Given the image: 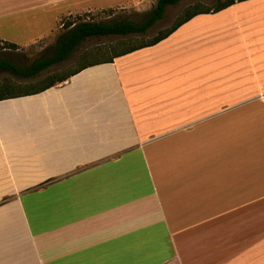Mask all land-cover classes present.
Here are the masks:
<instances>
[{
  "label": "crops",
  "instance_id": "1",
  "mask_svg": "<svg viewBox=\"0 0 264 264\" xmlns=\"http://www.w3.org/2000/svg\"><path fill=\"white\" fill-rule=\"evenodd\" d=\"M89 1L0 0V26L56 22ZM254 103L264 108V0L1 100L0 264H264L251 111L235 112Z\"/></svg>",
  "mask_w": 264,
  "mask_h": 264
},
{
  "label": "rangeland",
  "instance_id": "2",
  "mask_svg": "<svg viewBox=\"0 0 264 264\" xmlns=\"http://www.w3.org/2000/svg\"><path fill=\"white\" fill-rule=\"evenodd\" d=\"M155 1L156 0H90V5L84 4L85 6H76L74 11L70 14L61 15L56 22L53 13L46 12L29 16V18H35L32 27L26 26L28 23L27 19L17 21L16 28L6 26L7 28L4 30V26L6 25L4 24L0 26V29H2V31L4 30L2 33L3 36L6 35V39L20 43L16 44V49L7 48L5 44H3L5 41L0 39V58L12 60L18 64H28L32 60L49 53L55 43L56 37L64 30L61 26L62 21H104L112 18H129L136 21L139 20L140 13L149 10ZM216 1L217 0H182L176 5L168 6L163 19L156 22L145 34L132 36L129 44H137L149 40L159 31L171 27L184 9L191 5L200 4L213 6ZM12 28H15V31H13ZM29 29H33L34 33L37 35L39 33L41 34L43 31H47V33L42 37L32 39L29 36L32 35L29 33ZM11 31L14 37L7 38L8 33ZM15 32L19 35L18 37H15ZM127 39V37L91 38L85 41L68 60L42 72L38 78L15 81L19 84H26L39 81L54 72L66 73L77 68L81 63L94 59L97 56V52L106 50V52H104L106 53L105 55H108L107 51L112 53L113 46L120 48L122 43L123 45L127 43ZM89 51H93L94 53L84 55ZM4 77H6V73L0 72V82ZM246 109H250L251 111L249 112L251 116L247 117L245 121V126L250 132L249 137H251V189H264V183H256L254 185V178H257L260 182L264 176V108L259 103H254L248 108L235 109V112H245L247 114L248 111H246ZM234 121L235 124L238 123L237 120Z\"/></svg>",
  "mask_w": 264,
  "mask_h": 264
},
{
  "label": "trees",
  "instance_id": "3",
  "mask_svg": "<svg viewBox=\"0 0 264 264\" xmlns=\"http://www.w3.org/2000/svg\"><path fill=\"white\" fill-rule=\"evenodd\" d=\"M181 1L182 0H156L149 10L140 13V18L136 21L129 18H112L104 21H62L61 26L64 30L56 37L55 43L48 54L34 59L28 64H18L12 60L0 58V72L6 73V77L0 82V101L39 93L50 87L62 84L69 77L88 66L112 62L115 57L158 43L176 30L181 24L197 14L217 12L236 1L242 0H217L213 6L200 4L191 5L184 9L171 27L159 31L149 40L137 44H129L132 36L145 34L156 22L163 19L168 6L176 5ZM100 37H127L128 41L124 45L121 42V46L118 45V43L117 45L120 46V48L113 46L112 53L107 51L108 55L104 53L106 50L97 52V56L94 59L85 61L77 68L66 73L54 72L39 81L26 84H19L15 81L38 78L42 72L68 60L85 41ZM3 44H5L7 48H17L15 43L8 41H5ZM92 53L94 52L89 51L84 55Z\"/></svg>",
  "mask_w": 264,
  "mask_h": 264
}]
</instances>
